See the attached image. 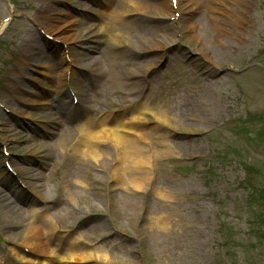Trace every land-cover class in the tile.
<instances>
[{
  "label": "rangeland",
  "instance_id": "374dc122",
  "mask_svg": "<svg viewBox=\"0 0 264 264\" xmlns=\"http://www.w3.org/2000/svg\"><path fill=\"white\" fill-rule=\"evenodd\" d=\"M185 1L165 10L164 22L135 24L129 42L115 46L97 35L82 41L86 23L100 26L101 0H0V264H18L10 250L25 248L29 227L42 239L55 228L45 249L55 259L58 240L78 237L77 247L106 251L112 264H264L243 168L259 172L249 185L264 179V0H251L239 25L214 13L230 31L222 43L206 9L188 15ZM66 15L75 21L71 33ZM192 23L203 44L191 40ZM159 30L176 46L147 50L139 37ZM60 55L72 60V73L61 76ZM91 57L100 63L92 70ZM144 63L152 64L145 75ZM93 69L104 74L93 79ZM133 89L175 117L166 139L173 151L158 149L141 192L111 191L108 160L100 167L72 155L75 124L93 109L123 111ZM59 114L65 121L52 123Z\"/></svg>",
  "mask_w": 264,
  "mask_h": 264
},
{
  "label": "bare ground",
  "instance_id": "6f19581e",
  "mask_svg": "<svg viewBox=\"0 0 264 264\" xmlns=\"http://www.w3.org/2000/svg\"><path fill=\"white\" fill-rule=\"evenodd\" d=\"M216 1L224 2V0ZM231 1L234 7L222 5L221 10H219L213 8L208 2L205 3L204 0H186L184 7L181 9L188 15H193L198 9L204 7L211 21L208 27L210 32L213 33L212 38L215 42L222 43V37L230 31L222 25L221 19L215 16L214 13L218 11L220 14L225 15L231 23L239 25V21L244 19V14L251 0ZM98 5L96 11L100 20V26L97 28L91 23H86L84 27L86 32L82 41L88 42L97 35L108 40L111 44L119 46L121 41L129 42L128 30L133 26L135 27V24L143 20L164 22L168 18V15L164 14V11H168L169 9L171 11L173 9L177 10L178 0H101ZM158 15H162L161 18ZM162 17L165 19H162ZM65 20L66 28L71 33L75 21L69 15H66ZM170 25L172 27L178 25V20L174 19ZM191 26L194 31L191 40L203 44L204 39L202 37L204 38V36L201 35L202 32H195L197 28L196 24L192 23ZM69 38L71 41H74V34ZM139 40L142 45H148L147 50L152 51L153 49L167 50L176 46L174 40L169 39L160 30L153 33L150 38L141 36ZM204 49L206 50V48ZM128 50L135 55H138V51L142 52V50L137 51L134 45H130ZM89 61L88 67L90 66V70L100 65L96 57H91ZM59 63L63 66L61 76L66 75L68 72L72 73V60L67 62L63 58V55H60ZM88 67H86V70H89ZM151 68L152 64H142L143 75L151 71ZM100 70H94L90 76L96 79V76L103 73ZM53 71L54 66H47L44 73L46 72L51 75ZM85 87L84 84L80 83L79 91L87 93L88 91ZM137 91L139 90H132L135 98L131 105L123 107V111L115 114L111 110L93 109L94 115L86 112L84 119H80L75 124L78 135L76 143L72 148V155L76 159L85 160V158H89L95 166L98 165L100 167V161H103V159L108 160L107 174L112 184L109 187L111 191L114 188L120 187L126 191L141 192L144 189L143 186L150 181L152 171L160 161L162 153H159L158 149L165 147L166 154L173 151L171 144L166 139L172 136L174 123L176 122L175 117L166 113L160 103L151 105L147 98L144 95H138ZM37 102H41V98H37L35 103ZM84 110L87 111V109ZM24 114L28 118L34 115L32 110L28 109H25ZM149 117L152 123L150 126H147L145 123ZM58 119L65 121V115L59 114L58 118L54 116L52 123L60 125ZM0 143L6 147L3 140L0 139ZM105 144L112 146L114 150L113 154L108 155L101 149V146ZM153 145H155L154 148L152 147ZM151 149L154 151H151ZM76 184L80 183L76 182ZM48 232L49 236L47 239H42L40 230L38 231L36 228L32 229V227L27 228V239L23 242L25 248L15 246L10 250L18 264H37V262L40 264L113 263L106 251L77 247V243L80 241L78 237L69 240L62 237L63 239L58 240L55 247L59 256L55 259L51 256V253L45 252L46 246L49 245L47 243L50 242L54 235L55 228L50 227ZM36 259L38 261H35Z\"/></svg>",
  "mask_w": 264,
  "mask_h": 264
},
{
  "label": "trees",
  "instance_id": "16d2710c",
  "mask_svg": "<svg viewBox=\"0 0 264 264\" xmlns=\"http://www.w3.org/2000/svg\"><path fill=\"white\" fill-rule=\"evenodd\" d=\"M245 171H249L251 174H247V188L250 190L249 193V208L251 211V216L255 220V226L257 227L256 231V241L264 244V179H260V182L256 181V185L248 184L250 182L252 174L256 173L259 175V172L253 169V173L248 169V165H244ZM260 177V176H259ZM261 178V177H260Z\"/></svg>",
  "mask_w": 264,
  "mask_h": 264
}]
</instances>
